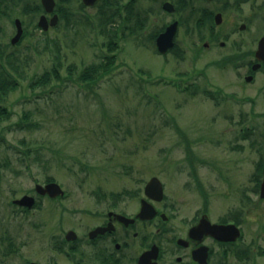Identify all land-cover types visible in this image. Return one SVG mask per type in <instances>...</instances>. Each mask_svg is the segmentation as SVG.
Wrapping results in <instances>:
<instances>
[{"label":"rangeland","instance_id":"obj_1","mask_svg":"<svg viewBox=\"0 0 264 264\" xmlns=\"http://www.w3.org/2000/svg\"><path fill=\"white\" fill-rule=\"evenodd\" d=\"M135 2L133 22L124 21L125 14L114 17L116 24L127 26L110 52L115 69L100 80L84 82L79 75L109 52L104 33L88 28L75 33L78 25L70 32L62 22L48 34L60 48L40 33L39 43L27 36L18 46H0V60L9 55L24 70L3 103L11 113L0 121V235L5 231L18 244L26 243L15 245L19 248L6 257L0 254V264L49 261L50 210L58 203L42 197L29 211L12 203L26 193L36 196V182L47 177L56 178L71 200L88 198L96 186L131 182L132 176L163 177L167 191L177 194L181 181L191 182L186 157L192 153L204 160L211 152L227 158L238 153L240 143L246 146L247 167L264 156V68L246 81L248 67L222 57L232 52L230 46L200 49L199 58L190 51L159 54L147 34L173 15L154 13L147 22V0ZM256 43L249 41L246 48ZM55 55L60 56L61 79L36 82L57 63ZM25 112L29 121L22 123ZM240 125L246 140L233 136ZM201 165L202 171L208 168ZM133 167L134 175H121Z\"/></svg>","mask_w":264,"mask_h":264},{"label":"flooded vegetation","instance_id":"obj_2","mask_svg":"<svg viewBox=\"0 0 264 264\" xmlns=\"http://www.w3.org/2000/svg\"><path fill=\"white\" fill-rule=\"evenodd\" d=\"M58 1L49 11L44 0H0V46H18L27 36L39 43V33L48 38L62 22L67 26L80 20V30H84L88 15L91 19L102 16L103 0L94 4L63 0L64 12ZM135 1L117 0L113 25L119 38L127 25H118L114 19L125 14L123 20L128 21V8L133 6L137 11ZM146 6L147 22L154 13L173 15L147 34L156 51L158 35L176 22L174 45L163 56L190 51L192 57L199 58L200 49L230 46L232 52L222 57L246 65L245 78H254L264 68L262 62L253 70L262 61L257 49L264 37V0H147ZM89 8L97 9L89 13ZM249 41H256V47L247 49ZM245 130L240 125L234 138L246 140ZM235 148L238 153L227 158L212 152L207 160L195 153L186 157L191 169V182L181 181L186 194L168 192L163 177L162 197L158 198L157 191L147 193V179L132 176L137 170L133 167L121 174L132 176L131 182L110 189L96 186L91 197L84 200L68 199L69 193L52 198L37 193L35 186L37 195L28 194L36 197V204L20 208L36 209L42 197L58 203L50 210L51 253L47 264H264V156L247 167L245 144ZM201 164L208 168L198 169ZM33 226L36 228L38 222ZM10 237L5 231L0 235V254L5 257L19 248H14L18 244L15 239L11 247ZM33 261L27 258L24 264Z\"/></svg>","mask_w":264,"mask_h":264},{"label":"trees","instance_id":"obj_3","mask_svg":"<svg viewBox=\"0 0 264 264\" xmlns=\"http://www.w3.org/2000/svg\"><path fill=\"white\" fill-rule=\"evenodd\" d=\"M104 2V7L102 10V16L100 18H94L91 19V15H88L87 18V24L86 27L95 30L100 33H104L108 36L107 42H104L103 45L107 47L108 53H101V57L99 61L93 62L92 64L86 66L80 73L79 79L84 82H89L93 80H100L103 79L104 77L108 76L114 71V61L112 59V52L113 50L116 49L118 46V32H115L116 27L113 25V16H114V8L117 5V0H103ZM134 3V0H133ZM60 4V10H63L64 12L65 9H63V0L58 1V5ZM133 8V6H132ZM132 8H128V13L131 14L130 18L128 21H133L134 18H132V15L134 14V10ZM97 17V16H96ZM99 17V15H98ZM131 19V20H130ZM80 20H77L71 25H67L66 28L68 29H73L75 26H79ZM136 24L138 23V18L135 20ZM74 30V29H73ZM81 30L77 29L74 30L75 33H79ZM155 37V36H154ZM52 42H55L56 46H58V40L53 39ZM46 43L49 46L50 41L48 40ZM9 55L7 56V60L3 57L0 60V121L2 119V116L6 115L8 116L11 111L8 110V107L3 104L9 93L14 90L15 88L18 87V77L22 76V73L24 70L21 69V66L17 63L14 62L15 59H11ZM55 58L58 60L57 63H55L52 68L45 70L42 75L36 80V82H43L46 83L51 80V78L54 76L57 79H61L60 75V56L55 55ZM69 77L73 78L72 75ZM190 85L186 86L184 90L190 89ZM207 92V91H206ZM211 94V92H210ZM212 95V94H211ZM23 120L25 122L29 121L28 115L25 112L23 118H22V123ZM19 125H21V121L17 122ZM30 126V125H28ZM27 127V126H26ZM26 154H29L30 148H27L24 150ZM55 180L54 177H47L46 181H51ZM9 237V235H7ZM10 241L11 247L13 246L14 242V237L8 238Z\"/></svg>","mask_w":264,"mask_h":264},{"label":"water","instance_id":"obj_4","mask_svg":"<svg viewBox=\"0 0 264 264\" xmlns=\"http://www.w3.org/2000/svg\"><path fill=\"white\" fill-rule=\"evenodd\" d=\"M87 4H94L97 0H84ZM44 3L49 11H52L55 6V0H44ZM56 23V22H55ZM176 33V22L167 27L166 31L158 35L157 45L159 51L165 53L168 48L174 45V35ZM18 37V34H17ZM257 57L264 62V37L260 40L259 47L257 49ZM262 62H258L253 66V70H256L261 66ZM253 76H247V80H251ZM264 185V184H263ZM36 189L41 194L48 193L50 196L56 197L58 195H64L65 190L62 186L56 182L51 181L43 185L38 183ZM158 192V198L163 195V184L158 176H153L147 183V193ZM15 203L32 207L35 204V197L29 194H25L21 198L14 200ZM30 264H39L37 262H31Z\"/></svg>","mask_w":264,"mask_h":264}]
</instances>
